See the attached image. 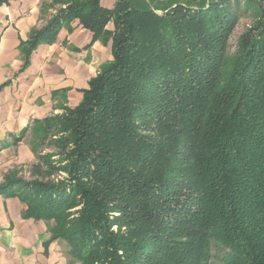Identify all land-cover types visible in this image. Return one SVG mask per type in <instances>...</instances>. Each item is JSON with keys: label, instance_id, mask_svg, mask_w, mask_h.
I'll return each mask as SVG.
<instances>
[{"label": "trees", "instance_id": "1", "mask_svg": "<svg viewBox=\"0 0 264 264\" xmlns=\"http://www.w3.org/2000/svg\"><path fill=\"white\" fill-rule=\"evenodd\" d=\"M186 1L202 2L157 12L52 0L59 7L20 44L26 64L74 18L92 40L111 39L80 102L33 122L40 178L0 183L71 263L211 264L215 242L221 264H264V0ZM45 140L54 150L38 153Z\"/></svg>", "mask_w": 264, "mask_h": 264}, {"label": "crops", "instance_id": "2", "mask_svg": "<svg viewBox=\"0 0 264 264\" xmlns=\"http://www.w3.org/2000/svg\"><path fill=\"white\" fill-rule=\"evenodd\" d=\"M41 0L0 4V183L36 160L31 150L35 120L74 107L82 89L112 59L111 39L92 40L77 18L63 22L51 41H41L28 62L20 44L44 23ZM115 0H100L112 8ZM159 11L181 0H129ZM113 23L106 24L112 30ZM17 194H0V264H72L64 243L51 239L44 220L24 217Z\"/></svg>", "mask_w": 264, "mask_h": 264}, {"label": "rangeland", "instance_id": "3", "mask_svg": "<svg viewBox=\"0 0 264 264\" xmlns=\"http://www.w3.org/2000/svg\"><path fill=\"white\" fill-rule=\"evenodd\" d=\"M182 2H185L189 5H198L200 4L202 1L200 2H190V1H186V0H181ZM206 1V0H205ZM204 1V2H205ZM52 0H41L40 2V9L41 12L45 14V18H44V23L47 21V19L49 18V16L51 14H53L55 12V10L59 7V5H54L52 6ZM171 6V5H170ZM166 8V7H165ZM165 8L157 11V12H161L162 10H164ZM156 11V10H155ZM254 20L253 15L251 14V11L249 12H241L238 15V18L233 26V29L229 35L228 38V48H227V53L228 54H233L235 51V44L236 41L238 39V37L245 31V29L252 24ZM43 23V24H44ZM42 24V25H43ZM41 25V26H42ZM54 150V147L52 145H49L48 140H45L44 142H42L39 147H38V153H47V152H51ZM35 154V153H34ZM37 157V156H36ZM41 166V170L44 171L45 168L44 166H42V164L40 163V161H38L37 159L28 167H24L21 170H19V178L25 179V180H29V179H33V178H40L39 176H37V171H36V166ZM65 175L64 173H58V175H53L52 179H57L60 176ZM227 250L225 248H223L219 243H215L213 242V244L211 245V264H221L222 261L224 259H226V254ZM72 264H79L78 262H74Z\"/></svg>", "mask_w": 264, "mask_h": 264}]
</instances>
